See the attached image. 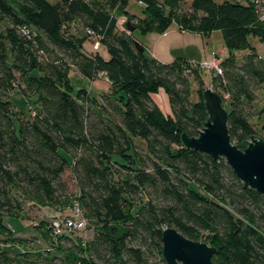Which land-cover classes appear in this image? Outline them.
I'll return each instance as SVG.
<instances>
[{
  "label": "trees",
  "instance_id": "trees-1",
  "mask_svg": "<svg viewBox=\"0 0 264 264\" xmlns=\"http://www.w3.org/2000/svg\"><path fill=\"white\" fill-rule=\"evenodd\" d=\"M129 1L0 0V233L8 231L4 215L21 212L26 199L59 208L77 203L93 230L86 241L55 237L61 257L2 248L0 264H150L161 257L168 226L215 247L212 264H264V196L244 188L223 158L181 142L208 117L202 92L192 99L202 75L181 56L162 62L138 52L117 15L142 33H163L172 23L204 36L221 31L227 56L212 82L229 97L228 130L239 148L257 134L250 106L264 83V58L249 37L264 42V21L251 0H139L142 17L126 11ZM74 22L83 37L71 33ZM87 35L108 58L86 53ZM71 67L89 80L104 75L110 91L97 101L73 90ZM12 88L35 97L33 114L13 108L6 97ZM160 88L171 115L152 98ZM67 170L76 194L62 180Z\"/></svg>",
  "mask_w": 264,
  "mask_h": 264
},
{
  "label": "rangeland",
  "instance_id": "rangeland-1",
  "mask_svg": "<svg viewBox=\"0 0 264 264\" xmlns=\"http://www.w3.org/2000/svg\"><path fill=\"white\" fill-rule=\"evenodd\" d=\"M56 1V0H50ZM190 0L186 1V5ZM216 3H221L224 0H214ZM241 1V0H239ZM144 5L139 0H130L126 6V11L129 14H133L137 17L143 16ZM7 21V20H6ZM127 18L124 15H117V27L120 30H125L130 33L126 28ZM173 26H176V23H173ZM5 26L0 21V30ZM70 31L77 37H83L86 32L85 28L82 27L79 23L74 22L70 24ZM132 32V37L134 40L139 42L146 49L151 47L153 39L148 33H142L139 29H135ZM194 33V32H193ZM184 34L172 35L174 41V47L179 48L180 44L184 42H189V51L182 50L180 47L178 49V54H183V51H186L189 54L190 58L193 59L191 64L193 67H197L196 71L202 75L204 84L202 86L198 85L195 81L193 83V93L192 99H197V93L203 92L206 87H211L214 91L219 92L223 97V104L228 109L229 97L225 94L222 87L214 84L212 78L214 77V72L212 70L203 68L199 63L205 60L204 56H209L207 59L214 58L216 62L225 58L227 49L224 42V37L219 29H215L210 32L209 35L204 36L203 34H190L188 39H184L181 43L180 37ZM204 38L203 42L201 39ZM250 44L254 47L255 52L262 58H264V42L259 40L256 37H249ZM187 45V43H186ZM83 49L86 53L94 54L98 52L104 58H108L105 46L99 42L98 38L95 36L87 35V39L83 44ZM222 49L225 53H222ZM247 51H236L235 54L238 59L242 58ZM147 54H150L147 51ZM168 58V57H164ZM196 64V65H195ZM69 79L71 82V87L73 90L84 89L89 96L94 97L97 101L100 100V96L104 93L110 91V84L104 75H100L94 80H89L83 77L74 67H71L69 72ZM255 100L250 106V111L253 113L251 116V123L257 131V136L261 132V127L263 124L264 118V83L255 88L254 90ZM6 97L14 105L13 108L26 116H30L34 113L35 106V97L33 96H23L16 89H11L7 92ZM153 100L160 107L164 115H171V109L169 104V98L167 93L163 88L158 89V91L152 94ZM261 113L259 114V111ZM142 146L144 143L138 141ZM62 180L68 186L69 193H78L76 181L72 175V172L67 170ZM22 211L19 213H14L11 215H4L2 221L5 227L8 229L7 233H0V250L6 248L10 255H16V253H21L23 251L30 252H40L43 256L47 257H61V254L57 251L58 240L55 238V235L51 229V220L57 217H63L73 213L72 206H65L62 208L53 207L51 205H43L41 203H36L31 200H25L22 204ZM82 212V211H81ZM86 221V220H85ZM87 223V222H86ZM93 236L92 228H89L87 224L85 228L81 231H77L72 234V237L80 238L83 241L91 239ZM17 238L23 239V243ZM64 245L69 246L70 241H63ZM100 264V263H99ZM150 264H166L161 260V257L154 256L150 259Z\"/></svg>",
  "mask_w": 264,
  "mask_h": 264
},
{
  "label": "water",
  "instance_id": "water-1",
  "mask_svg": "<svg viewBox=\"0 0 264 264\" xmlns=\"http://www.w3.org/2000/svg\"><path fill=\"white\" fill-rule=\"evenodd\" d=\"M125 26L130 32L134 30L129 21ZM133 43L138 52L144 51L139 42L133 39ZM202 97L208 117L196 136L181 134L183 146L206 153L214 160L223 158L244 188L264 196V139L252 135L243 140L241 148L233 144L223 97L211 87L203 90ZM161 240V257L166 264H212L211 258L217 252L205 241L190 239L171 226L162 230Z\"/></svg>",
  "mask_w": 264,
  "mask_h": 264
},
{
  "label": "built area",
  "instance_id": "built-area-1",
  "mask_svg": "<svg viewBox=\"0 0 264 264\" xmlns=\"http://www.w3.org/2000/svg\"><path fill=\"white\" fill-rule=\"evenodd\" d=\"M254 4L255 11L260 20L264 21V0H251ZM203 68L212 70L214 75L222 74V69L220 64L216 62L214 58L205 59L199 63ZM73 213L63 217L53 218L51 220V229L55 235L58 237L60 235H72L77 231H81L85 228L86 221L83 218L79 206L75 203L72 206Z\"/></svg>",
  "mask_w": 264,
  "mask_h": 264
},
{
  "label": "crops",
  "instance_id": "crops-1",
  "mask_svg": "<svg viewBox=\"0 0 264 264\" xmlns=\"http://www.w3.org/2000/svg\"><path fill=\"white\" fill-rule=\"evenodd\" d=\"M195 34H198L196 32H194ZM193 32H189V31H184L181 30L179 28V26L176 24V26H173V23L168 27V29L163 32V33H156V32H149L148 34H150V36L153 39V43L151 45V47L149 48H145L146 52L148 51L150 53L151 56L157 58L158 60L162 61V62H168L174 59V57L176 56H181L185 59H187L188 61H193L192 58H190L189 54H187L186 51H189V42H182L184 41V39H188L187 37H190L192 34H194ZM176 35V34H184L181 35L180 40L181 43L180 47H182V50H186L183 51V54H178V49L174 47V41L172 39V35ZM191 34V35H190ZM201 35V34H200ZM204 38L201 39V41L203 42ZM222 53H225L224 50L222 49L221 51ZM227 55V53H226ZM164 57H168V58H164ZM226 57V56H225ZM209 58V56H204V59Z\"/></svg>",
  "mask_w": 264,
  "mask_h": 264
}]
</instances>
